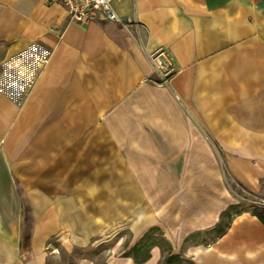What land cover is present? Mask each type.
Here are the masks:
<instances>
[{
  "label": "crops",
  "instance_id": "0c3cea01",
  "mask_svg": "<svg viewBox=\"0 0 264 264\" xmlns=\"http://www.w3.org/2000/svg\"><path fill=\"white\" fill-rule=\"evenodd\" d=\"M114 4L121 23L82 26L68 23V12L59 4L0 0V71H6L0 74V154L3 149L5 156L0 165H11L5 149L16 146L18 135H26L24 125L32 123L34 107L50 104L48 92H64V71H155L146 55L159 49L172 71L184 72L178 82L203 118L204 107L220 106L223 119L241 133L264 138V0H114ZM14 71L17 76L20 71H44L56 89H40L34 96L13 89ZM124 104L134 110L154 146L155 154L149 153L156 162L154 194L166 216L180 221L209 216L224 198L225 172L191 139L188 109L180 95L173 88L140 85L116 103L109 136L119 156L131 163L117 136L128 123ZM122 204L118 210L108 200V211L99 218L120 219L124 225ZM117 212L120 216L110 214ZM259 221L234 236L231 225L213 243L231 257L214 255L203 264H264V224ZM151 228L136 227V239ZM120 233L116 229L113 235ZM1 237L0 228V264H19L4 259L6 241ZM113 264L173 263L164 261L158 247L146 261L125 257Z\"/></svg>",
  "mask_w": 264,
  "mask_h": 264
},
{
  "label": "rangeland",
  "instance_id": "374dc122",
  "mask_svg": "<svg viewBox=\"0 0 264 264\" xmlns=\"http://www.w3.org/2000/svg\"><path fill=\"white\" fill-rule=\"evenodd\" d=\"M160 51L146 55L155 71H64V92H48L50 104L34 107L32 123L24 125L26 135H18L16 146L5 149L11 165H0V228L8 263L113 264L125 257L143 261L159 247L167 263L194 264L187 255L189 246L213 244L238 215H264V138L241 133L223 119L220 106L204 107L203 118L178 82L184 72L172 71ZM14 72L11 86L25 94L56 89L44 71ZM140 85L173 88L180 95L187 105L191 139L221 164L225 193L232 199L216 225L208 216L193 220L205 221L206 229L181 246L176 237L191 221L167 217L156 199V162L149 157L155 149L130 106L122 108L128 123L117 136L132 164L119 156L109 136L116 103ZM108 200L118 210L123 201L124 225L120 219L99 218L108 211ZM137 225L152 228L136 239ZM116 229L118 236L113 235ZM28 230L33 241L24 250Z\"/></svg>",
  "mask_w": 264,
  "mask_h": 264
},
{
  "label": "bare ground",
  "instance_id": "6f19581e",
  "mask_svg": "<svg viewBox=\"0 0 264 264\" xmlns=\"http://www.w3.org/2000/svg\"><path fill=\"white\" fill-rule=\"evenodd\" d=\"M231 203H232L231 197L225 193V196L220 202L218 208L207 217L212 221L213 225H216L220 221L221 216L225 213V211L228 209V206ZM184 222H188V221H184ZM186 224L188 225H185L182 231L176 237L179 246H181L185 242V240L192 234H195L199 231H203L206 229L205 221L201 223H193L191 221L190 225L189 223ZM257 225H260V221L256 215L249 213L238 215L233 220L232 228L230 229L231 230L230 236L232 235L234 236L240 228H244L248 226L254 227ZM187 255L191 257L194 261H196L197 264L205 263L207 258H210L214 255H218L225 259L231 257V256H226V254H222L215 244H209V245L198 244L191 246L187 249Z\"/></svg>",
  "mask_w": 264,
  "mask_h": 264
},
{
  "label": "built area",
  "instance_id": "2783aa9c",
  "mask_svg": "<svg viewBox=\"0 0 264 264\" xmlns=\"http://www.w3.org/2000/svg\"><path fill=\"white\" fill-rule=\"evenodd\" d=\"M48 4H59L68 12V23L89 26L99 21L121 23L114 0H45Z\"/></svg>",
  "mask_w": 264,
  "mask_h": 264
},
{
  "label": "trees",
  "instance_id": "16d2710c",
  "mask_svg": "<svg viewBox=\"0 0 264 264\" xmlns=\"http://www.w3.org/2000/svg\"><path fill=\"white\" fill-rule=\"evenodd\" d=\"M25 211L27 212V211H29V209L27 208ZM259 219L264 224V218L260 216ZM223 233H224V231H223ZM30 246H31V233H29V230H28V233H27V235L25 237L24 246H22V249L27 250V249L30 248ZM146 260H143V261H146Z\"/></svg>",
  "mask_w": 264,
  "mask_h": 264
}]
</instances>
